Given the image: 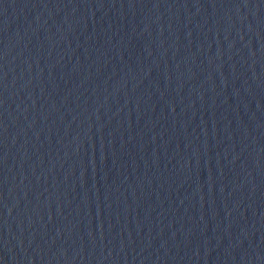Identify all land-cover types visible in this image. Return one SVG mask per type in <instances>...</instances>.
Listing matches in <instances>:
<instances>
[{"label":"water","instance_id":"1","mask_svg":"<svg viewBox=\"0 0 264 264\" xmlns=\"http://www.w3.org/2000/svg\"><path fill=\"white\" fill-rule=\"evenodd\" d=\"M0 264H264V0H0Z\"/></svg>","mask_w":264,"mask_h":264}]
</instances>
